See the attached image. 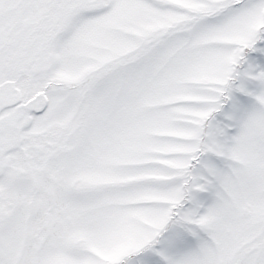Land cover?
I'll return each instance as SVG.
<instances>
[{
    "label": "snow or ice",
    "instance_id": "6c2138e0",
    "mask_svg": "<svg viewBox=\"0 0 264 264\" xmlns=\"http://www.w3.org/2000/svg\"><path fill=\"white\" fill-rule=\"evenodd\" d=\"M0 264H264V0H0Z\"/></svg>",
    "mask_w": 264,
    "mask_h": 264
}]
</instances>
